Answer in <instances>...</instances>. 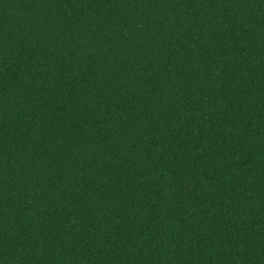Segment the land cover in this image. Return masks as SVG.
Here are the masks:
<instances>
[{
	"label": "trees",
	"instance_id": "16d2710c",
	"mask_svg": "<svg viewBox=\"0 0 264 264\" xmlns=\"http://www.w3.org/2000/svg\"><path fill=\"white\" fill-rule=\"evenodd\" d=\"M0 264H264V0H0Z\"/></svg>",
	"mask_w": 264,
	"mask_h": 264
}]
</instances>
